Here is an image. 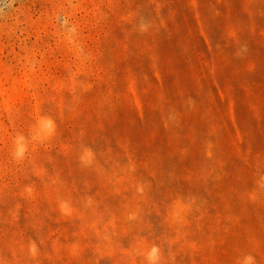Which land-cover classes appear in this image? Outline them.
<instances>
[{
	"label": "rangeland",
	"instance_id": "rangeland-1",
	"mask_svg": "<svg viewBox=\"0 0 264 264\" xmlns=\"http://www.w3.org/2000/svg\"><path fill=\"white\" fill-rule=\"evenodd\" d=\"M153 247L264 264V0H0V264Z\"/></svg>",
	"mask_w": 264,
	"mask_h": 264
},
{
	"label": "clouds",
	"instance_id": "clouds-1",
	"mask_svg": "<svg viewBox=\"0 0 264 264\" xmlns=\"http://www.w3.org/2000/svg\"><path fill=\"white\" fill-rule=\"evenodd\" d=\"M18 154H20L18 152ZM159 256H160V250L157 247H153L150 252L148 253V259L150 261V264H157V261L159 260ZM247 261H252V257L248 256Z\"/></svg>",
	"mask_w": 264,
	"mask_h": 264
}]
</instances>
